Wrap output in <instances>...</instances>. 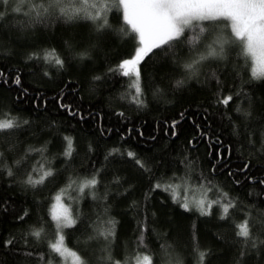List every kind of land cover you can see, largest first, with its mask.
Segmentation results:
<instances>
[{
	"label": "trees",
	"instance_id": "16d2710c",
	"mask_svg": "<svg viewBox=\"0 0 264 264\" xmlns=\"http://www.w3.org/2000/svg\"><path fill=\"white\" fill-rule=\"evenodd\" d=\"M41 2L0 3V119L19 123L0 132V264H76L49 248L58 194L77 221L63 230L65 245L87 264H135L139 254H150L153 264H197L198 251L208 252L205 264H264V244L246 246L236 235L247 217L264 240V78L253 77L252 58L230 22H193L178 41L149 53L139 66L137 104L135 77L110 71L139 46L122 9L113 0H89L98 6L87 8L92 13L109 5V27L100 29L103 21L83 12L66 21L59 7L33 23ZM60 7L84 6L63 0ZM220 40L227 41L222 52ZM52 49L63 67L43 59ZM212 49L216 56H208ZM193 61L194 71L184 67ZM227 95L233 100L225 107L218 100ZM65 137L71 156L64 155ZM46 170L53 175L42 184L25 183ZM92 177L96 186L81 192ZM157 183L180 185L181 192L185 185L188 195L209 201L227 193L236 206L226 220L218 206L210 215L185 211ZM110 221L114 235L106 239ZM41 227L37 240L31 233ZM7 240L13 243L5 246Z\"/></svg>",
	"mask_w": 264,
	"mask_h": 264
},
{
	"label": "snow or ice",
	"instance_id": "6c2138e0",
	"mask_svg": "<svg viewBox=\"0 0 264 264\" xmlns=\"http://www.w3.org/2000/svg\"><path fill=\"white\" fill-rule=\"evenodd\" d=\"M29 0H18V3L24 4ZM117 7L122 9L123 21L127 25L131 32L138 38L139 46L135 49V54L130 59L123 60L116 69H110V71H119L123 76H134L135 79L132 82L131 87L135 89V102L142 104L140 99L142 94L141 90V74L140 64L149 53L154 49L162 48L163 46L170 45L173 41H178L185 33V30L193 25V22L201 21H215V20H227L230 22L232 34L236 40L243 42L244 53L252 58L254 67L252 69V75L254 78H264V0H113ZM0 3L7 4L8 0H0ZM63 0H42V2L33 7L35 11V18L33 23L42 22V18L45 14L49 13L52 8L59 7L60 14L66 17V21H72L81 16L83 12V18L90 19L93 22L103 21V23L97 24V28L109 27L107 19V11L109 5L102 4L99 9L92 13L87 11L88 7L97 8V4H89V0H75V3L83 5L84 7H73L71 9L60 7ZM47 5V6H45ZM13 11L20 12V7L14 8ZM5 13L0 12V19L4 17ZM122 34H127V30L122 28ZM204 29L201 28V32ZM220 45V52L223 51L224 43L227 41H218ZM218 53L215 49H212L208 56H216ZM36 55V54H34ZM208 56H201L200 60H205ZM43 59L46 62L54 63L57 66L63 67L64 61L57 55L54 49L46 51L43 55ZM199 61H193V63L185 64L184 67L188 70L194 71V65ZM99 79V77H97ZM17 85L20 84V78L17 77L14 81ZM184 83L183 80L177 81V86ZM233 100L231 95L223 96L218 100V103L227 107ZM183 116V113L181 114ZM27 123V121H24ZM179 121L173 122V128ZM19 127V123L14 118L0 119V132L10 130ZM175 135V131H173ZM67 141V149L64 153L65 156H71L72 154V140L70 137H65ZM129 158L135 160L136 164L141 168H146L143 161L136 158V154L132 151L127 153ZM0 156L3 153L0 152ZM249 165L245 164L244 168L247 169ZM9 175H12V171L9 170ZM53 175L51 170L43 171L39 179H33L29 174L25 183L35 187L42 184L46 178ZM231 175V173H230ZM264 183V180L260 181ZM98 183L95 177L82 182L79 185L80 191L83 192L85 188H93ZM163 187L165 191H169L172 195L174 202H180L181 197L178 192L180 185L166 184L161 185L157 183L156 189ZM187 190H185V196L181 202V207L185 211L191 210V207H195L201 215H210L214 206L220 208V219L226 220L230 216V210L233 209L235 201L228 197L227 193H221V199L207 200L205 198L190 200L187 196ZM57 204L60 203L61 195L55 197ZM63 207V206H61ZM27 213H25L26 215ZM52 219L55 222L56 238L54 242L49 243V248L52 253L58 254L61 257L70 256L74 259L76 264H87L81 256L76 252L70 251L65 245L64 229L72 228L76 225V219L72 213L67 209L59 213L53 211L51 213ZM23 219V217H21ZM113 229H109L106 232L101 233L107 239L109 236L114 235V222ZM252 224L249 218H245L242 222L236 225V235L242 238L243 243L247 246L249 243L251 247L255 248L257 243L264 244V240H259L252 232ZM31 235L37 240H40L44 235L43 227L32 231ZM12 240L5 241V246L12 244ZM141 243H143V237L141 236ZM244 253L241 252V255ZM31 255V253H28ZM207 251H198L197 264H205ZM44 257L41 256V260ZM111 259V257H109ZM135 264H153L152 256L150 254H139L135 258ZM47 264H54L53 258H49ZM113 264H121L120 261H114ZM127 264V262H125Z\"/></svg>",
	"mask_w": 264,
	"mask_h": 264
},
{
	"label": "rangeland",
	"instance_id": "374dc122",
	"mask_svg": "<svg viewBox=\"0 0 264 264\" xmlns=\"http://www.w3.org/2000/svg\"><path fill=\"white\" fill-rule=\"evenodd\" d=\"M253 67H254V64H253ZM182 187H183V191H182V192H181L179 189H177L178 192L180 193L181 200H183V197L185 196V190L187 189V187H186L185 185H183ZM186 194H187V196H188V198H189L190 200L201 199V198H202L201 195L198 194V193H196V192H194L192 195H188V193H186ZM59 195H60V194H59ZM56 196H57V195H56ZM56 196H55V197H56ZM55 197H54L53 202H52L51 213H52L53 211L59 213V212H61V211L63 210V208H67V209H68V206L63 202L62 199L60 200V203L57 204V202H56V200H55ZM61 206H63V207H61ZM68 210H69V209H68ZM63 258L66 259V260H70V261H73V260H74V259H73L72 257H70V256L63 257Z\"/></svg>",
	"mask_w": 264,
	"mask_h": 264
}]
</instances>
